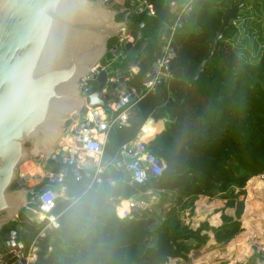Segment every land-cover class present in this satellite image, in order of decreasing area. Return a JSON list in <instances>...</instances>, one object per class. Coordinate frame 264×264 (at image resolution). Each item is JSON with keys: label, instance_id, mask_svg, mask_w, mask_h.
Instances as JSON below:
<instances>
[{"label": "trees", "instance_id": "obj_1", "mask_svg": "<svg viewBox=\"0 0 264 264\" xmlns=\"http://www.w3.org/2000/svg\"><path fill=\"white\" fill-rule=\"evenodd\" d=\"M148 1L154 16L128 15L134 23H142L141 37L133 46L143 44L134 58L138 71L126 82L140 97L128 107L124 125H110L105 131L99 182L92 179V170H80L76 176L69 167L60 181L44 177L38 191L57 190L60 185L65 189L67 198L56 197L48 214L57 226L45 228L46 218L31 220V213L21 207L1 228L0 242L16 225L23 251L34 242L32 264H189L203 247L227 245L242 236L248 251L242 264H264V221L260 220L257 234L246 236L247 221L242 218L247 185L264 184V0H244L218 40V51L187 91V80L207 52L206 41L220 24V9L237 0H194L173 34L171 78L150 90L141 79L159 54L165 26L181 0ZM243 44L253 48L249 61L236 54ZM112 46L97 67L118 70L126 64L124 59L112 60ZM84 87L94 91L97 83L89 79ZM125 107L115 112L105 107L106 121ZM147 120L162 122L146 147L165 167L145 184L130 187L125 183L126 170L115 163L121 145ZM45 171L58 174L59 168L48 164ZM147 188L158 196L154 208L135 209L131 218L115 216L113 198L133 197ZM259 198L264 214V185ZM166 200L167 210L161 206ZM28 207L37 208L33 202Z\"/></svg>", "mask_w": 264, "mask_h": 264}, {"label": "water", "instance_id": "obj_2", "mask_svg": "<svg viewBox=\"0 0 264 264\" xmlns=\"http://www.w3.org/2000/svg\"><path fill=\"white\" fill-rule=\"evenodd\" d=\"M112 1L110 8L107 7ZM122 1L0 0V232L30 198L33 185L42 180V175L40 178L36 175L39 179L27 186L13 187L17 168L23 167L26 159H43L44 164L58 167L61 176L68 167L74 175L79 174L73 163L75 154L55 152L56 140L65 135L73 120L80 119L81 111H86L87 106L104 105L110 94L118 95L112 83L101 96L98 91L105 71L94 75L91 69L120 37V44L113 45V55L126 56L132 64L143 47V44L138 49L133 47L141 37L142 23L126 19V11H120ZM243 2L237 0L220 9V24L206 41L207 52L187 80L185 91L194 86L198 74L204 71L205 62L218 51V40L236 18ZM153 67L150 66V73ZM125 72V68H120L115 73L121 89H125L121 81ZM87 78L97 83L94 91L90 87L81 90V83ZM149 78L144 77L143 81ZM124 161L128 163L131 159ZM83 168L88 169L89 164ZM34 172L39 173L41 169L36 168ZM52 179H56L55 174ZM51 191L55 193L53 188ZM19 229L16 225L6 237L19 238ZM4 247L11 248L7 242H0V251ZM13 255L10 252L1 258L4 261ZM18 263L24 264L22 255L13 264Z\"/></svg>", "mask_w": 264, "mask_h": 264}, {"label": "built area", "instance_id": "obj_3", "mask_svg": "<svg viewBox=\"0 0 264 264\" xmlns=\"http://www.w3.org/2000/svg\"><path fill=\"white\" fill-rule=\"evenodd\" d=\"M101 1L106 2V0ZM193 2L194 0H181L180 5L174 10L171 21L166 24V34L161 37L162 43L159 49V54L155 57L154 62L151 64L154 65L153 71L150 73L148 69L143 76V78L147 76H150V78L147 81H143V78L141 79V84L145 89L150 90L155 84L168 81L171 78L170 65L175 54L174 47L172 45L173 34L175 30L181 26L186 15H188L191 11ZM173 4V2L170 3V5ZM136 10L138 13H143L146 16H154L153 5L148 0H138ZM121 38L122 37L118 39L119 42ZM115 43L113 45H115ZM109 51L112 55V60H116L120 56L119 54L113 55V52L115 51L113 46L109 49ZM123 68L126 69V72L122 75L121 81L125 84V89H121L120 82L117 81V77L115 75L116 70H108L97 66L91 69V72L94 75H97L100 70L105 71L103 84L98 91L101 96L108 91L112 83H115L113 90H116L118 95L112 96L110 94L105 100L106 103L104 105L87 106L86 111H81L80 119L73 120L67 127V131L63 136V139L65 140L64 147L55 151L58 152V150H63L68 152L70 155L75 154L76 157L73 160V163L78 171L87 170L83 168V165L89 164L88 169L93 170L92 179L95 182H99L100 178L97 174L103 170L99 161L102 145L105 140V131L110 125H124L126 122L128 107L140 97V93L133 87L126 86V82L138 71L136 63L132 64L130 60H126V64ZM89 79L91 78H87L81 83L82 91L87 88L84 87V84ZM111 98L116 99L112 100ZM122 106L126 107L109 122H107L104 108L107 107L112 112H115ZM79 124H81V126L77 130L76 128ZM155 132L156 129L152 122L144 123L136 131L134 137L129 142L121 145L119 151L120 159L115 163V167L118 169L124 168L126 170L125 183L127 186H141L147 182L150 176L160 175L161 171L165 167L163 160L148 151L146 147L147 140L150 139ZM129 158L131 161L126 163L124 160ZM26 162H30L32 165H26ZM37 163L38 162L31 159L29 161H25L23 167L17 168L16 178L13 180L12 184L14 188L27 186L31 181L39 179L41 175L42 178L48 177L50 180H53V173H47L45 171H41L39 173L34 172L37 168ZM36 175H38L39 178L35 177ZM55 175L56 179L53 181H60L61 175ZM110 183L112 182L110 181ZM54 191L55 193L51 191V188H48L45 191L40 190L31 195L32 197H30V200H27L23 205V207L31 213V220L40 222L46 218L48 220L46 224L47 228L57 226L54 221V217H46L53 206L54 199L56 197L63 199L67 198L65 195V189L62 185H60L57 190L54 189ZM157 198L158 196L154 194L150 188H147L143 192H140L139 195L133 197L122 198L116 196L112 199L114 214L118 218H131L132 212L135 209L150 210L151 204L155 203ZM31 202L35 203V205L36 202H38L36 209L28 207V204ZM40 235H42V233H40ZM2 242H7V245L11 248L6 249L4 247L5 250L0 251V264H13L18 258H20L21 255L24 259V264H28L29 262L33 263L35 260L36 246L34 245V242H32L25 251L22 249L19 238H6L5 241ZM10 252H13L14 255L3 261L1 256Z\"/></svg>", "mask_w": 264, "mask_h": 264}, {"label": "crops", "instance_id": "obj_4", "mask_svg": "<svg viewBox=\"0 0 264 264\" xmlns=\"http://www.w3.org/2000/svg\"><path fill=\"white\" fill-rule=\"evenodd\" d=\"M106 6L110 8V4ZM119 59H124L126 61V56H119L116 60ZM146 122H152L154 127L156 128V131H159L162 128L161 121L153 122L147 120ZM64 144L65 140L61 145L62 148L64 147ZM38 162L39 163L36 164L37 168H40L41 171H45V166L48 165V163L46 162V164H44L45 161L41 159ZM43 164L45 166H43ZM27 200L29 201L30 198H28ZM246 240V238H233L227 245L218 244L203 247L194 256L193 260L189 264H221L222 262H225L224 264H242L244 262L243 259L245 255L248 253L247 244L245 243Z\"/></svg>", "mask_w": 264, "mask_h": 264}, {"label": "rangeland", "instance_id": "obj_5", "mask_svg": "<svg viewBox=\"0 0 264 264\" xmlns=\"http://www.w3.org/2000/svg\"><path fill=\"white\" fill-rule=\"evenodd\" d=\"M241 34H242V32H240L237 40L240 39ZM253 52L254 51H253L252 46H247V44L240 45L236 48V54L238 56H240L244 61H249L248 59L252 57ZM29 141H31V139L25 142V147H28ZM63 142H64L63 137L59 140H56V144H55L56 147H55L54 151L57 149H60L62 147L61 145ZM29 160H31V159H26L25 161H29ZM33 160L38 162L40 159H33ZM41 160H43V159H41ZM25 164L30 165V166L32 165V163H30V162H26ZM262 185H264V184L252 182L249 185H247V188H246L247 189V204L245 206V210H244V213L242 215V218H244V220L247 221V226H248L246 229L248 231V234L246 236H248L250 234H254V235L257 234L260 231V229H258V226L260 224V220L264 221V214L262 213V210H261L260 198H259V192H260V188ZM157 201H158V198H157ZM156 202L151 204L150 207L154 208ZM167 202H169V201L166 200V201H164V203L161 204V206L165 210H167L168 206H169V203H167ZM241 238H246V237L242 236ZM169 264H178V263L170 262Z\"/></svg>", "mask_w": 264, "mask_h": 264}, {"label": "flooded vegetation", "instance_id": "obj_6", "mask_svg": "<svg viewBox=\"0 0 264 264\" xmlns=\"http://www.w3.org/2000/svg\"><path fill=\"white\" fill-rule=\"evenodd\" d=\"M86 1H88V2H96L97 0H86ZM106 1H108V0H106ZM125 1L127 2V0H123V1L120 3V11H126V19H127L128 21H131V20L128 18V15H130L131 12H135V11L137 12L136 7H137V1H138V0H129V4H125ZM113 3H114V1H112V2L110 3V6H111ZM137 13H138V12H137ZM131 22H133V21H131ZM37 186H38V184L33 186V192H32L31 195L35 194V193L38 191ZM35 190H36V192H35ZM29 197H32V196H29Z\"/></svg>", "mask_w": 264, "mask_h": 264}, {"label": "clouds", "instance_id": "obj_7", "mask_svg": "<svg viewBox=\"0 0 264 264\" xmlns=\"http://www.w3.org/2000/svg\"><path fill=\"white\" fill-rule=\"evenodd\" d=\"M47 173H48V172H47ZM42 179H43V178H42ZM38 185H39V184H38ZM37 192H38V191H37ZM47 216H51V215H48V214H47L46 217H47ZM52 217H53V216H52ZM45 228H47V227H45ZM47 229H49V228H47Z\"/></svg>", "mask_w": 264, "mask_h": 264}]
</instances>
